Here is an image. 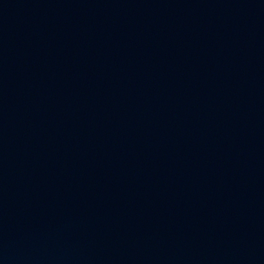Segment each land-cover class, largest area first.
<instances>
[{"label":"water","instance_id":"water-1","mask_svg":"<svg viewBox=\"0 0 264 264\" xmlns=\"http://www.w3.org/2000/svg\"><path fill=\"white\" fill-rule=\"evenodd\" d=\"M0 264H264V0H0Z\"/></svg>","mask_w":264,"mask_h":264}]
</instances>
